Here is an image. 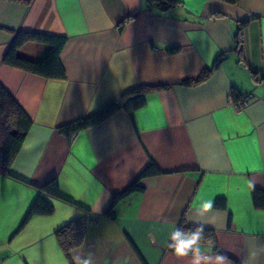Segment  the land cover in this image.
<instances>
[{
    "label": "crops",
    "instance_id": "0c3cea01",
    "mask_svg": "<svg viewBox=\"0 0 264 264\" xmlns=\"http://www.w3.org/2000/svg\"><path fill=\"white\" fill-rule=\"evenodd\" d=\"M177 1L0 0V83L32 121L0 173V264H74L89 252L94 264H188L167 248L182 220L212 229L228 264H264V208L252 198V189L264 190V0ZM16 31L65 37L66 77L4 64ZM47 49L28 42L18 54L39 60ZM221 54L208 79L182 84ZM138 85L154 89L132 116L119 109L70 140L59 131ZM151 162L160 172L140 178L142 189L106 216L112 195ZM51 179L61 197L42 196L53 211L20 227ZM207 200L213 207L204 212ZM79 217L90 220L87 235L66 256L55 232Z\"/></svg>",
    "mask_w": 264,
    "mask_h": 264
},
{
    "label": "trees",
    "instance_id": "16d2710c",
    "mask_svg": "<svg viewBox=\"0 0 264 264\" xmlns=\"http://www.w3.org/2000/svg\"><path fill=\"white\" fill-rule=\"evenodd\" d=\"M30 4L32 0H9ZM149 2L158 1L164 2L168 7H172L179 3L177 0H148ZM224 2L234 4L239 0H222ZM135 14L125 17L119 23L121 30L124 25L133 18ZM244 22L240 23L235 33V50L239 55L242 53V34L241 29ZM28 42H36L48 45V49L39 60H32L22 57L18 54V50ZM65 44V37L58 35H49L42 33H33L26 31H16L8 49L3 56V63L24 71L43 76L45 78L63 79L66 77L65 69L61 63L60 54ZM178 47L168 49V52L173 53L178 51ZM224 55H219L213 64L205 67L197 77L193 79L183 80V85H194L209 78L211 73L223 61ZM153 87L146 85H138L125 91L119 99L113 100L105 104L101 109L90 115L80 117L59 127V131L69 140L80 130L94 126L115 111L124 109L132 116L134 110L143 106L146 101V94L153 90ZM233 96L237 98L235 91ZM243 96L240 98L242 99ZM32 121L27 114L22 110L19 104L11 96V94L0 83V173H7L9 166L19 152L24 138L31 127ZM159 168L155 163L151 162L127 188L120 193L112 195L110 204L104 211L108 217H113L112 207L121 198L133 191H139L142 186L138 184V180L145 176H150L159 173ZM39 194L31 204L20 227L32 216L50 214L53 211V206L42 196V194L61 197L59 184L57 179H51L39 188ZM252 198L255 207L264 208V190L252 189ZM216 206H222L223 200L215 201ZM90 220L87 217H79L69 221L67 224L59 228L55 232V237L59 246L66 256L69 252L80 246L86 238ZM183 226L187 229H195L197 226H191L181 221L178 227ZM204 238L200 242V246H208L214 253H221L217 244L215 233L212 229L204 228ZM170 243V241H169ZM168 248V247H167ZM172 252L171 249L168 248Z\"/></svg>",
    "mask_w": 264,
    "mask_h": 264
},
{
    "label": "clouds",
    "instance_id": "9594fccd",
    "mask_svg": "<svg viewBox=\"0 0 264 264\" xmlns=\"http://www.w3.org/2000/svg\"><path fill=\"white\" fill-rule=\"evenodd\" d=\"M213 207L211 200L204 201L201 210L207 212ZM204 226L201 224L195 229H185L183 226L176 227L170 234L168 248L174 255L181 259H187L188 264H228L227 257L222 253L210 254L200 246L204 238ZM74 264H94L93 254L86 256H74Z\"/></svg>",
    "mask_w": 264,
    "mask_h": 264
},
{
    "label": "built area",
    "instance_id": "2783aa9c",
    "mask_svg": "<svg viewBox=\"0 0 264 264\" xmlns=\"http://www.w3.org/2000/svg\"><path fill=\"white\" fill-rule=\"evenodd\" d=\"M247 96L249 95H245L241 100L234 102L236 104V106L238 107H243L247 104Z\"/></svg>",
    "mask_w": 264,
    "mask_h": 264
}]
</instances>
